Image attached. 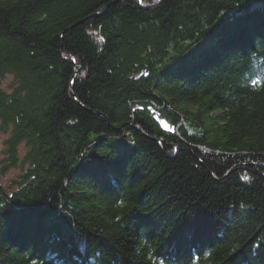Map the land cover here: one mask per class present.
Segmentation results:
<instances>
[{
  "label": "trees",
  "instance_id": "obj_1",
  "mask_svg": "<svg viewBox=\"0 0 264 264\" xmlns=\"http://www.w3.org/2000/svg\"><path fill=\"white\" fill-rule=\"evenodd\" d=\"M7 130L0 264H264V0H0Z\"/></svg>",
  "mask_w": 264,
  "mask_h": 264
},
{
  "label": "rangeland",
  "instance_id": "obj_2",
  "mask_svg": "<svg viewBox=\"0 0 264 264\" xmlns=\"http://www.w3.org/2000/svg\"><path fill=\"white\" fill-rule=\"evenodd\" d=\"M14 87L13 77L11 75H5L1 81V88L10 92ZM9 138V130L6 132L0 131V186L6 192H12L17 188L16 183L18 182V178L22 175L26 169L28 168V164L24 162V157L26 153V148L24 144H20L17 147V162L13 167L7 168L3 170L4 164V150H5V141Z\"/></svg>",
  "mask_w": 264,
  "mask_h": 264
},
{
  "label": "snow or ice",
  "instance_id": "obj_3",
  "mask_svg": "<svg viewBox=\"0 0 264 264\" xmlns=\"http://www.w3.org/2000/svg\"><path fill=\"white\" fill-rule=\"evenodd\" d=\"M141 2H142V0H141ZM145 75H146V74H145ZM244 179H246V180H247V179H248V177H247V176H245V177H244Z\"/></svg>",
  "mask_w": 264,
  "mask_h": 264
},
{
  "label": "clouds",
  "instance_id": "obj_4",
  "mask_svg": "<svg viewBox=\"0 0 264 264\" xmlns=\"http://www.w3.org/2000/svg\"><path fill=\"white\" fill-rule=\"evenodd\" d=\"M241 207H243V205H241Z\"/></svg>",
  "mask_w": 264,
  "mask_h": 264
}]
</instances>
